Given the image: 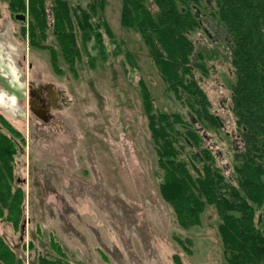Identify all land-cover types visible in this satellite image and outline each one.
Wrapping results in <instances>:
<instances>
[{
  "label": "rangeland",
  "instance_id": "obj_1",
  "mask_svg": "<svg viewBox=\"0 0 264 264\" xmlns=\"http://www.w3.org/2000/svg\"><path fill=\"white\" fill-rule=\"evenodd\" d=\"M120 7L121 0H105L102 15L111 38L91 44L74 69L60 62L56 72L49 53L22 34L27 16L16 20L0 0V71L22 86L52 83L60 93V107L43 122L0 86V128L17 147L14 172L24 180L25 195L23 220L14 226L0 219V235L25 263L53 254L55 245L77 264H176L175 255L180 264H226L216 208L206 206L200 223L184 229L160 195L161 173L138 85H145L155 112L177 113L185 123L189 109L164 91L138 34L121 26ZM205 24L208 31L195 28L189 38L203 56L205 76L195 75L220 125L194 128L203 137L201 148L229 176L241 147L230 106L236 74L221 32ZM261 214L255 210V224Z\"/></svg>",
  "mask_w": 264,
  "mask_h": 264
},
{
  "label": "trees",
  "instance_id": "obj_2",
  "mask_svg": "<svg viewBox=\"0 0 264 264\" xmlns=\"http://www.w3.org/2000/svg\"><path fill=\"white\" fill-rule=\"evenodd\" d=\"M4 1L13 16H27L22 34H27L30 46L49 53L56 72L60 62L74 69L86 50L90 53L91 44L101 45L104 36H112L102 15L105 0ZM119 12L121 26L135 31L145 46L164 91L174 93L189 109L185 123L177 113L155 112L145 85H138L161 173L159 192L176 224L184 229L197 226L206 206L213 205L220 217L217 230L226 264H263L264 0H121ZM205 20L221 32L236 74L230 106L241 147L229 176L214 165L210 150L201 148L203 137L194 128L200 123L220 125L199 84L201 77L195 75L198 70L205 76L203 56L189 38L195 28L208 31ZM182 124L188 125L185 130ZM16 151L13 138L0 128V219L14 226L23 220L25 199L20 186L24 180L14 172ZM256 209L262 210L258 224ZM52 249L53 254L25 263L0 235V264H77L55 245ZM174 261L180 264L177 255Z\"/></svg>",
  "mask_w": 264,
  "mask_h": 264
},
{
  "label": "flooded vegetation",
  "instance_id": "obj_3",
  "mask_svg": "<svg viewBox=\"0 0 264 264\" xmlns=\"http://www.w3.org/2000/svg\"><path fill=\"white\" fill-rule=\"evenodd\" d=\"M0 72L3 73L2 71ZM21 89V95L23 99L20 102L26 103L27 110L39 120L41 119L38 118L33 112L42 113V115L49 121L52 116L51 112L60 107V93L54 88L52 83H41L40 81L34 84L32 81H27L26 86L21 85ZM0 100H2L1 96Z\"/></svg>",
  "mask_w": 264,
  "mask_h": 264
},
{
  "label": "water",
  "instance_id": "obj_4",
  "mask_svg": "<svg viewBox=\"0 0 264 264\" xmlns=\"http://www.w3.org/2000/svg\"><path fill=\"white\" fill-rule=\"evenodd\" d=\"M14 18L16 20L24 22L26 20L25 14H15ZM0 86L3 87L4 91L14 97L17 101H21L22 98V89L21 84H19L16 80L13 78H7V74H3L0 72ZM38 118H40L42 121L47 122L48 119L42 115V113H36L33 112Z\"/></svg>",
  "mask_w": 264,
  "mask_h": 264
},
{
  "label": "bare ground",
  "instance_id": "obj_5",
  "mask_svg": "<svg viewBox=\"0 0 264 264\" xmlns=\"http://www.w3.org/2000/svg\"><path fill=\"white\" fill-rule=\"evenodd\" d=\"M9 96L12 97L11 95H9ZM11 99H12V100H13V99L15 100V98H13V97H12Z\"/></svg>",
  "mask_w": 264,
  "mask_h": 264
}]
</instances>
